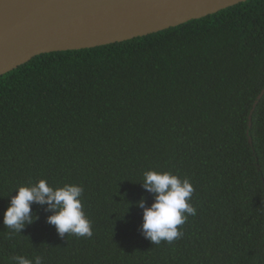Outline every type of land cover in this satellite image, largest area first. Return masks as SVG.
<instances>
[{
  "label": "trees",
  "instance_id": "trees-1",
  "mask_svg": "<svg viewBox=\"0 0 264 264\" xmlns=\"http://www.w3.org/2000/svg\"><path fill=\"white\" fill-rule=\"evenodd\" d=\"M263 90L264 0L1 76L0 264H264V97L249 127ZM150 170L195 189L172 243L140 231ZM40 180L83 186L91 237L62 238L36 204L37 222L7 230L15 191Z\"/></svg>",
  "mask_w": 264,
  "mask_h": 264
},
{
  "label": "water",
  "instance_id": "water-1",
  "mask_svg": "<svg viewBox=\"0 0 264 264\" xmlns=\"http://www.w3.org/2000/svg\"><path fill=\"white\" fill-rule=\"evenodd\" d=\"M247 1L0 0V77L43 54L146 37ZM263 97L264 90L251 112L250 128Z\"/></svg>",
  "mask_w": 264,
  "mask_h": 264
},
{
  "label": "clouds",
  "instance_id": "clouds-1",
  "mask_svg": "<svg viewBox=\"0 0 264 264\" xmlns=\"http://www.w3.org/2000/svg\"><path fill=\"white\" fill-rule=\"evenodd\" d=\"M140 184L154 198L150 207L146 206L144 197L136 205L143 209L140 231L144 238L158 245L162 241L172 243L182 237L183 231L178 226L184 225L189 216L196 215V209L191 204L195 191L191 181L172 172L150 170L143 173ZM15 193L3 218L4 226L11 233L21 234L27 226L39 220V215L33 213V205L36 204L52 213L46 222L55 226L62 238L69 234L77 237L93 235L92 222L83 209V186L64 184L53 187L47 180H40L18 187ZM13 260L15 264H43V258L39 255L34 259L15 256Z\"/></svg>",
  "mask_w": 264,
  "mask_h": 264
}]
</instances>
